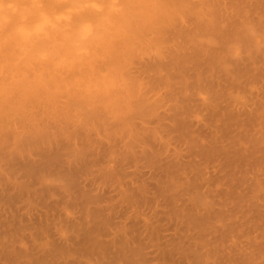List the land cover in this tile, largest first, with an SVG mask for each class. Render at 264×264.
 Listing matches in <instances>:
<instances>
[{"label":"bare ground","instance_id":"obj_1","mask_svg":"<svg viewBox=\"0 0 264 264\" xmlns=\"http://www.w3.org/2000/svg\"><path fill=\"white\" fill-rule=\"evenodd\" d=\"M129 2L133 5H136L137 0H129ZM213 2H214V0H199V3H196V2L193 3L192 0H153V2L150 4V6L135 9V15L130 17L125 22V30H124V34H123L122 38L119 39V41L114 46H112V47L101 46V47L97 48L95 51L91 52L90 55H88L82 59H74L72 57H69L68 59L64 60L62 63L52 64V63L39 62V61L33 59L29 54H25V53H21V52L0 53V160L3 161V163H0V164H2V165L4 164V166L0 165V167L1 166L3 167V168L1 167L3 169V172H2L1 168H0V170L2 172L1 174L5 173V175H3V176L0 174V178L3 179L5 177L4 178L5 182L3 180L4 184L7 183V181H9V180L11 181V183L9 182L8 185H4L3 186L4 188L0 187V190L1 191L3 190L2 191L3 193L5 190H6L5 192L10 190L4 194L0 193V210H4L3 212H5V213H2L3 215L2 214L0 215V227H3V228H1V231H0V264H36L37 262L40 264H181L182 262H183L182 264H196V263L198 264L197 261L195 263H193V261H194V260H192L193 257L192 256H191L192 258L190 257V254H188L189 252L184 253L185 252L184 249H187V247L188 248L190 247L191 249L190 248L189 249L192 250V251L189 250L190 253L194 252V255H195V252L202 251L201 250L202 248H208L207 247L208 241H212V244H209V245L216 246V244L218 245L220 239H221V243H220L221 246H219V247H222V245L224 244V242H222V241L225 240V239H223L225 237L224 233L227 232L228 229H226V231L223 232V230H221V228L223 229L224 225L220 228L216 224H219L218 223L219 221H217V220H219V218L221 221L220 223L223 222L221 219H223L224 217L223 218L221 217V213H223L222 215L225 216L224 214L226 212L227 213L229 212V211H227L228 208H225L226 204L224 202L226 200V196H228V194L226 196L224 194V196H223V193L222 192H221L222 194L220 193L221 194L220 196L224 197L225 200H224V198L221 197V199H220L221 201H215L213 198L214 195H217L219 197V194H214L212 197L213 200L207 201V200H209L208 199L209 197L206 200V197H207L206 195H209L210 192H208L209 194H206V195H204L205 193H202L203 195L202 194L201 195L203 197L206 196L205 199L203 198L204 200L202 201V196L199 195L200 197H198V198L199 199L201 198L200 200L202 202L200 200L198 201V203H197V201L193 202L194 200H193V197L190 195V193H191V191L193 192L192 188H195V190H194V193H195L196 187L198 185H197V183H194V184L192 183L193 185L191 188L189 187L190 188L189 189V188H187V186L190 185L189 182L188 183L184 182V181H189L188 179L191 177L192 178L190 179V181L193 180V178L195 177L194 176L195 173L197 176L198 172H199V174L200 173L201 174L199 175L198 178L196 177L195 180H198L200 177L202 180L203 176H201V175H203V171H204V170L202 171V168L200 170H198V172H197V170L195 173L192 172L194 174L189 173L190 174L189 176L185 174V176H187V177L182 178L181 175H180V177L177 176V174L180 173V172H178V170L180 168H178L177 166L181 167V162H180V165H178L179 162L177 161L178 164L175 163V165L176 164L177 165L174 166V162L172 161V163H171V161H170V164H168V166L170 165L169 168L164 167L165 165L160 166L164 170V171L161 170V172H164V173L166 172L165 175H161L160 172L158 171L156 173H152V174H154L152 176L157 175L158 178H157V176H155V177H156L157 181H159V182L161 180L163 181V177H164L165 181L163 183L166 182L164 184V186H166V184H167V186L173 185L175 188H178L176 186L182 182H184L186 184L182 183L181 185H187V184L188 185L184 186L185 189H182L183 188L182 187L180 192H178L179 189H176L177 191L174 192L175 189L173 186H170V188L173 189L174 191L169 189L167 186H166V188L163 186L164 187L163 189H162V187H160V189H159L160 193L157 192V193H159L158 195L161 196L160 199L156 196L157 194L155 195V197L152 196L154 203L150 204V205H148L150 203V202H148V199L144 200V199L148 198V196H146L144 194V193H146V191H148V190H146L148 184L146 182H144L145 181L144 179H146V176H144L146 172L144 171L145 172L144 175L141 174V172H140L142 178L139 177L140 176L139 174L137 176L136 173L133 172L137 177L141 178V179H139V178L134 179V180H137L136 183L134 182L136 184V186L137 185H143L145 183L144 185H146V186H144L143 188L146 187L144 189L146 191H142V190L140 191L141 188H139V187H141V186H137L136 189H139L138 192L136 189H133L136 192L131 191L132 192L131 193L129 191V193H127V194L125 193V195H124L125 191H122L123 189L122 190L120 189L121 192L123 193L122 194L123 198L121 197L123 203L126 202V201H123V200H125L124 198H131V199L133 198V199H132V202L130 199H127L128 202L124 203V204H127L128 206H126L125 208L123 205H120L123 207H121V211H119V213H118L119 209H117V211L114 209L116 212H114V210H112L110 212L112 205L110 207H109V205L104 207L105 204L104 205L102 204L103 206L100 205L102 202H104L106 200L105 199L106 197H104V196H105V189L107 187L103 190L104 192L102 191L103 194L100 192L101 187L99 190H97V192L99 191L101 194L96 193L95 189L99 185H101V186L104 185V183L102 184L99 182L100 184L98 183L99 184L98 185L97 184L98 179H97V181H96V179L92 180L91 183L96 181V182H94L95 183L94 185L97 184L98 186L96 185V188H95V186L92 184L94 187L91 186L92 188H89V189H87L88 188L87 187L86 188L88 190L87 192L84 188V185L86 186V183L88 184V182L85 181L86 178L84 179L85 183H84V185L82 184L81 188L79 187L81 184L76 185V183H75L76 181H77V183H79V181L76 180V178L80 177L81 174H83L85 168L87 170L86 165L91 166L93 161L95 159L96 160L98 159L99 153L104 152L101 150L102 146L104 145L102 143L104 141L103 139H105V140L107 139V141H108V143H106L107 141L104 142V143H106V145L108 144L107 147H105V145H104V149L106 151L108 150L107 154L116 155V154L112 153V151L116 152L115 149H116V146L119 147L118 145H120V147H119V149L117 148L118 149L117 151H119L121 149V147L123 146V148L121 149L122 154H121V150L119 152H117V153L122 155V156L120 155L121 157L119 156V159H121V160H119L116 157L113 160L112 159H106L107 163L109 161H113L112 163H114V164H115V161L118 159L119 161L117 160L116 164L119 163V165L118 164L117 165H118V167H120V170L122 168L121 166H123V170H125L124 165L130 163L132 160L133 161L131 163L135 165V163H133V162H134V160H140V159H138V157L141 159L145 158V159H143L145 161V163H146V161H148L151 163V165L154 162H156V163L159 162V164H160V158L157 157V155H158V151L161 147L160 148L156 147L155 144H154L155 146L151 145L152 146V148H151L152 152H149V153L146 150H144V148H143L144 144L145 145L150 144V142H151L150 140H152V141L157 140L156 136H154L155 135L154 131L156 130L157 127L161 128V125L162 126L164 125V122H160L162 119H164L162 112L160 113L161 109H159V112H157L159 107H162V106L165 107L166 102H170V103H167L168 106H166V109L169 110V115H165V116L169 118V120H170L169 124L171 122V125L169 127L165 126V127H167V130L165 131L166 136L172 132H175L177 134V137L179 134L178 138H180V136L182 134H183V137H184V135L189 136L188 134L195 132V130L193 129L194 127H192V126L198 125V121H197V124L194 123L196 125H193V121L191 120V116L195 115L194 108H197V107H194V108H192V107L193 106H202V107L204 106L201 109V111H202L203 109H208L206 107H210L212 105V104H210V102H213V105L216 107L218 105V103L216 101H214L216 99V97L214 96V93L216 90L215 87L217 86V84H215L216 82L214 80L216 78H214V77L221 76L220 80L226 79L228 81V79H229V81H232L233 78L240 77L241 75L244 77V74L247 75V73L243 74V72L246 71V68H248L249 69L248 71L251 72L254 69V67L252 69V66H250V65H252L253 63L256 64L258 61H260V64H261V62H263L264 51H261L262 48H260V45H262L261 42L264 41V40H262L263 39L262 34H264V23H262V21H259V22L256 21L258 24L254 23L255 20H251V18H250L251 23H252L251 24L250 21L247 19L249 17H247V14L245 13V12H247L248 9H246L242 6V8L241 7L240 8L238 7V8L246 14V16H243L244 19L246 17V20L243 19V21L240 22V25H237V23H234V22H236V20H234L233 23H232V20H229L231 22V23L229 22L231 24V27H229L227 25L229 29L226 31H223V30L221 31V29H222L221 26H220L221 29L218 28L220 25L219 23H218L219 25L217 24L218 27H216V23H217L216 18H218L217 13H218V11H220V7H219L220 4L219 3L214 4ZM240 2L241 3L248 2V0H241ZM256 8H257V6L255 5L254 10ZM240 10H239V12H240ZM174 11L181 12L183 15L187 11V13L192 14V17L194 16L195 18H197L199 21L196 22L194 30L193 31L192 30H181L182 28L177 30L176 24L175 23L172 24L173 19L170 18V15ZM236 11H238V10H236ZM236 14L238 16V12H236ZM239 15H240V13H239ZM256 16H258V15H256ZM221 18H223V17H221ZM256 18H258V19H256ZM256 18H255L256 20L261 19L260 17H256ZM223 19H221V20L223 21ZM263 19H264V17H263ZM218 21L220 22V20H218ZM259 23H261V24H259ZM255 25H256V27H255L256 29L254 30L253 27ZM190 31H192V32H190ZM168 35H170V39L173 42V47L166 45L167 41L164 39ZM214 37L220 41L221 45H220L219 49L215 48L216 46H214V48L212 47L215 50L211 49L212 50L211 51V50L207 49V46H209V44L206 43L205 40L207 42H210V40H211V42H212ZM203 38H205V39L200 40ZM179 39H182V40L187 39L188 41H191L193 43L192 49H194V50H192V52H187L186 50H183L184 49L183 46H182V49L178 48L176 43ZM211 42H210V44H211ZM213 43H214V41H213ZM206 44H208V45L206 46ZM240 48H241V50H240ZM242 52L244 54L237 56V54L239 55V53L241 54ZM146 56L147 57L149 56V58H152L151 56H153L154 60H146V62L144 64H142L140 66H136V64H138L139 61ZM235 56L238 58H236ZM163 57H164V59L162 60ZM190 67H192L191 72L188 71L190 69ZM243 67H244V69H243ZM257 67H259V66L258 65L256 66V70L258 69ZM261 67L259 68L260 70L263 68V67L262 68ZM242 69L245 71H242ZM260 70H257V71H259L258 74L263 72ZM257 71H255V72H257ZM249 72H248V74H249ZM251 74H254V72L253 73L251 72L249 75H251ZM263 74H264V72H263ZM216 75H218V76H216ZM255 75H257V74H254V76ZM219 81H217L218 85L222 87L223 83L220 81L222 83L221 84V83H219ZM233 82L235 83V81H232V84L231 83L230 84L233 85ZM237 83L235 85H237ZM240 83H242V82H240ZM225 84H226L225 86H227L226 82H225ZM228 84H229V82H228ZM218 88L219 87H217V89ZM219 90H221V89H219ZM195 94L197 96L194 98L193 96H195ZM202 94H204V95H203V97L200 98V96H202ZM205 94H207L209 99L211 97H213L210 99V102H208V103L206 101L207 96H205ZM191 95H193L192 98H191ZM198 95H199V98H198ZM254 100H256V99H254ZM255 103H257V101ZM252 104H254V102ZM245 105H246V103H245ZM255 107H256V105H255ZM191 109L194 112L191 111ZM199 109H200V107H199ZM168 110H166L165 112H167ZM228 110H230V109L228 108ZM136 111H138V112H136ZM190 111L193 113H191ZM236 111H237V109H236ZM258 111H259V109H258ZM211 112H212L211 115L214 113L216 115L215 107ZM233 113L234 112H231L229 115H233ZM151 114L155 116L154 117L155 120H153V121L156 122V125L153 127H152V125L151 126L149 125L150 121L148 122L147 118L144 121V116L147 117L148 115H151ZM237 114H238V111L236 112V115ZM205 115H208V114H205ZM226 115H228V114L226 113L225 116ZM135 117L138 118L139 120L135 121L136 120ZM221 117H222V115H221ZM246 117L247 116H245L244 118H246ZM210 118L211 117L209 115L208 120H209V122L212 123V120ZM214 118H215V116H214ZM227 118H228V116H226V119ZM229 118H231V117L229 116ZM233 118H231V120ZM150 119H151V117L149 118V120ZM152 119H151V121H152ZM62 121H63V124L62 123L60 124V122H62ZM143 121L148 123V125L152 128L148 127L147 125L145 126ZM166 121L168 122V119ZM216 121L217 120H215V122ZM244 121L248 122L249 120H247V121L244 120ZM64 122H65V124H64ZM66 122L67 123L69 122L68 125H70V124L72 125V123H74V124H73V126H71V128H69L70 126L67 127L68 125H66L67 124ZM75 123H76V125H75ZM203 123H205V122H203ZM205 124H203V126ZM208 124H210V123H208ZM238 124H237V127H238ZM246 124L247 123H245V125ZM166 125H168V123ZM226 125L228 126V124H226ZM226 125H224V127ZM76 126L77 127L79 126L78 127L79 130ZM243 126H244V124H243ZM165 127H162V128L165 129ZM196 127H198V126H196ZM205 127H203V128H205ZM216 127L219 129L220 126L218 127V124H217ZM72 128H74L75 130L73 131ZM93 128H96L97 131L99 129L101 130V131L100 130L98 131V134L96 132L97 136L96 135L95 136L97 139L99 138L101 133H103L106 136V138L102 139V137H100L98 140L96 138H95L96 141L94 140L96 142V144H99V146H95L96 149H97V147L98 148L101 147V149L99 148L101 151L100 150L97 151L98 150L97 149L96 151L98 153L96 151H95L96 153L94 152L95 154H98L96 158H95L96 155H92V152H91L92 148L90 149V146L92 145V143H91L92 137L90 138V136H92V134L90 135L89 133L91 132L90 131L91 129L93 130ZM227 128L225 127V129H227ZM238 129L240 130V128H238ZM77 130L80 132H77ZM213 131H214V129H213ZM243 131H245V130H243ZM99 132H101V133H99ZM205 132H206V130H205ZM207 132L205 134H207ZM221 132H222V130H221ZM215 133H217L216 129H215L214 134ZM217 134H216V136H217ZM244 134L245 133H243V135ZM243 135H242V137H243ZM77 136L80 138H78ZM216 136H214V137H216ZM76 137H77V139H76ZM194 137H196V135ZM194 137L193 138L191 137L193 143L196 142L194 140ZM205 137H206V135H205ZM208 137L209 136H207V138ZM188 138H190V136ZM191 138H190V140L188 139L189 142L191 141ZM221 138H223V137H221ZM244 138L248 139V137H246V136H244ZM100 139H102V140H100ZM196 139H198V138H196ZM216 139H217V137H216ZM250 139H251V136H250L249 140ZM59 140L61 142H64L65 145H62V146H65V148H67L66 146H68V144H72L71 146H73V147L76 145V147H75L76 149H71L72 151H70V152H73V156L78 154L80 157L82 156V158L84 155H86L87 158H84L85 162H82L83 164L80 163L79 157H78L79 159L77 158V160H78L77 161L76 160L77 155L74 157H70L69 154H71V156H72V153H69V154L67 153V151L70 147L68 146L69 148L66 150L60 144L58 145L57 143H59ZM76 140L77 141L79 140V141L76 142ZM168 140H170V139H168ZM177 140L179 141V139H177ZM65 141H66V143H65ZM198 141L199 140H197V142ZM237 141L240 142L238 140V138H237ZM73 142L75 143V145H73L74 144ZM79 142H82L81 143L82 145L79 144ZM171 142L173 143L172 140H171ZM218 142H220L219 139H218ZM224 142H226V140ZM242 142H243V140H242ZM76 143H78V145H81V147H78V145ZM151 143L153 144L154 141ZM158 143H160V142H158ZM181 143L182 142H180V144ZM215 143H216V141H215ZM228 143H231V142H228ZM244 143H246V141H244ZM198 144H199V142H198ZM206 144L209 145L208 143H206ZM249 144H248V146H249ZM100 145H102V146H100ZM114 146H115V148H114ZM203 146H205L204 147L205 149L204 148H202V149L210 151V149H208V148L206 149V145H203ZM150 147H148V148L150 149ZM193 147H195V146H193ZM236 147L237 146L234 147V151L236 150V154H237V152L240 153L241 150L243 152L248 151L251 153V154H249L247 152L249 156L251 155L250 158H252L253 155L255 156V154L257 152L255 150L258 148L257 147L255 150H253V152L254 151L255 152L252 155V152L250 151L251 149L248 150L247 146H245L247 149L243 148L244 149L243 150L242 148H240V149H238V151H237V149H235ZM261 147H259V148L261 149ZM56 148H58V150H60L59 152H61V154H62L61 155L62 158L60 160H63V158H64L63 163H65L68 160L67 158L70 157L69 158L70 160H71V158H74L77 162L75 160L74 161L76 163L81 164V165H79V164L75 165V162H74L75 168L70 167L73 164L69 163L70 166H68V164H67L68 161H67V163H66L67 165H65L61 162V165L63 164L65 166L64 168H66L64 170L63 165L61 166L63 171H65V172H63L61 170L60 166H59L60 168H57L58 167V161H60L59 160V156H60L59 154L60 153H58ZM62 148H64V150L66 152ZM198 148H199L198 151H200V147H198ZM209 148H210V146H209ZM111 149H113V150H111ZM202 149H201V151H203L205 153L206 151H204ZM215 149H216V147L214 148V150ZM161 150H163V149H161ZM216 150L219 151V149H216ZM106 151H105V153H106ZM164 151H165V149H164ZM209 151L207 152V155H210L209 156V157H211L210 159L217 160V157H215V155H214L215 153L212 155H214V158H216V159L212 158V156H211V153L215 152V151H213V150L210 152ZM222 151H220V152H222ZM228 151L229 150L227 148V152ZM242 151H241V154L238 153V155H240V156L237 155L238 156V157L236 156L237 158H233L230 161H229V159H230L229 155H227L228 156L227 160L229 161V163H232L229 165L230 167L227 165L230 168V170H228V167L226 166L227 169L224 171V169L226 167H224L225 164H223V163H225L224 162L225 160L223 159L224 160L223 163L221 162L223 164L222 168L224 167V169H222L223 174L226 171H231V172H229L230 174L234 173L235 170L239 171V167H241L242 165L238 166V164H236V166H234L235 170L232 171L231 169L234 168L233 165H235V164H233V162L236 161V159H238V160L240 159L241 162L243 161L242 158H244V160H247L246 154H244ZM262 151H264V150H262ZM62 152L65 153V155ZM195 152H193V153H195ZM203 152H201L200 154H202ZM223 152H225V151H223ZM180 153H181V151H180ZM190 153H192V151ZM190 153L189 154L186 153V156L190 155ZM208 153H210V154H208ZM216 153H217V151H216ZM262 153H264V152H262ZM107 154H105V155H107ZM162 154L164 155V153H162ZM172 154L174 155V153H172ZM219 154L220 153H218L216 155H219ZM234 154L235 153H233V155ZM242 154L245 156H243ZM63 155H64V157H63ZM159 155L161 156V154H159ZM177 155L175 156L176 158H177ZM196 155H198V154L196 153ZM204 155L207 157L206 153ZM222 155H220L221 156L220 161H222V158L224 157V155H223V157H222ZM259 155L262 156L263 154H259ZM86 156H84V157H86ZM92 156L94 157L93 158L94 160L92 158L90 159V157H92ZM184 156H185V154H184ZM202 156L203 155H201V157ZM205 156H204V158H205ZM220 156L218 159H220ZM33 157H34V159H33ZM239 157H241V158H239ZM256 157H259V156H256ZM37 158H39V159H37ZM88 158L91 160V162H90L91 165L88 164L90 161V160H88ZM167 158H168V156H167ZM179 158L180 157H178V159ZM207 158H205V160L208 161L209 159H207ZM35 159H37V160H35ZM65 159H67V160H65ZM172 159H174V158H172ZM96 160H95V162H96V164H98L99 159H98V161H96ZM240 160H239V162H240ZM164 161H162V162H164ZM181 161H182V159H181ZM248 161H249V159H248ZM254 161L252 159L253 167L256 166V165H254ZM136 162H138V161H136ZM162 162H161V164H162ZM167 162H169V161L167 160ZM183 162H185V161H183ZM189 162H190V159H189ZM215 162L216 161H214V163ZM250 162L251 161H249V164H250ZM112 163H111V166L113 169H115L114 167L115 166L117 167V165H113ZM246 163H247L246 164L247 167H246V165H245V167L249 168L248 167L249 164L247 161H246ZM257 163H258V161L255 164H257ZM171 165H173V166L171 167ZM195 165H197V164H195ZM207 165L208 164H206L205 167H207ZM231 165H232V168H231ZM257 165L259 166L260 164H257ZM96 166H99V165H96ZM100 166H99V168H100ZM106 166L108 168L110 167V169H112L110 164L106 165ZM166 166H167V163H166ZM258 166H256V169ZM68 167H70L71 172H73L72 174H70V170H69V172H67ZM150 167H152V166H150ZM187 167H188V164H187ZM4 168L6 169V171H4ZM73 168H74V170H73ZM242 168H243V166H242ZM252 168H251V170H252ZM55 169L61 170L60 172L62 174L68 173L72 177H74V179L69 182L72 185V187H73V185H76L78 189L79 188L82 189V187L84 188V192L83 191L81 192V190L79 189L80 193H81L80 196L82 199L79 198L76 200H80V202H83V204L84 203L86 204V206L84 204V209L86 207L87 212H88V210L91 211V209H93L92 210L93 212L92 211H91L92 213L89 212V216H88L87 214H82L83 212L81 210H79L80 213L78 211H75L78 214H76V213L74 214V212L70 211V210L69 211L73 214L65 211L68 215H70V217H73L76 219V220H74L73 218L70 219V217L66 214L67 216H66V219H64V220L66 221L68 218L70 219V220L68 219L71 223V224H69V225H71L69 227L75 228L74 226L76 224H81V226L77 225V227L71 231L72 234L70 232H69L70 234H68V232L66 233V231H69L67 229L69 227H67L66 224H65V226H66L67 230L65 229L64 233L62 231L64 228L62 229V227H61L62 230H58L60 228L58 227V229H57V227H55L56 229H54L55 230L54 232L56 234L53 233V231H52V233H50V235L51 234L54 236L57 235L56 237L50 236V237L54 238V240L51 238V241L53 240V244L51 247L49 245L50 243H48L50 241V238H48V236L46 235V234H48V232L47 233H46V231L42 232L45 230L44 228H43L44 230L43 229L41 230V228H42L41 222L44 221L41 219L44 218L43 217V215H44L45 216L44 219L46 220V216H47L46 211L45 212L44 211L39 212V211L34 210L35 212H39V214L44 213L43 215L42 214L39 215L38 213L33 212V213H35V215H37V214L39 215V216H36L35 218H39L42 215V218L40 217L38 220L35 219L34 216H31L32 218L28 217V218L24 219L22 216H20L21 214L19 216L17 215L18 216L17 221L19 219L23 218L22 223H24V224H21L20 226H18V224L21 223V220L18 221L19 223L16 225L17 222H15L14 219H16L17 217L14 216V213H16V212H14L13 210L16 209L15 211H17L16 207H17V205H20V204L16 205V203L20 202L26 198L28 199V196L34 197V195L36 194V197H39V199L41 201L42 200L44 201V199H41L42 196L44 198L45 196L52 195L54 193V192H51L52 189L54 188L53 191H55V189L57 187L52 185V184H49L52 181L49 182L47 180L48 181L47 182L46 179H48L47 177H49L51 175H55V174L58 175L59 170H57L55 173ZM165 169L166 170L168 169V171H165ZM197 169H199V167ZM204 169L206 171V168H204ZM212 169H214V166ZM106 170L107 169H105L104 171L106 172ZM151 170L152 169H150V172H151ZM251 170L249 169V171H251ZM253 170H254V168H253ZM263 170H264V168H263ZM88 171H90V170H88ZM111 171H113V170H111ZM136 171H137V169H136ZM238 171L234 174H239L240 172L238 173ZM245 171H247L246 173L249 172L248 170H245ZM245 171L241 170V173H242L241 177L238 178L240 176V174L237 175L238 177H236L237 180H234L235 182L232 181L233 177H232V179H230L231 176L227 172L228 173L227 175L230 176V178H229L230 182H232V184H230V183H228L229 182L228 181L227 185L233 186V184H234V186H235V185H238L239 182L240 183L243 182V172L245 173ZM18 172L20 173V175ZM153 172H155V170ZM181 172H185V171L182 170ZM188 172H189V170H188ZM220 172H221V168H220ZM17 174H18L17 177H21L19 179L20 182L16 178ZM93 174H95V173H93ZM121 174H122V172H121ZM130 174L124 175V176H127V180H129L128 178H130L129 177ZM9 175L13 179L10 178ZM102 175H104V174L102 173ZM142 175L145 178H143ZM216 175H217V173H216ZM6 176L9 177L10 179H6L7 178ZM71 176H69V177H71ZM98 176L99 175H97L96 177H98ZM150 176H151V173H150ZM152 176H151V178H153ZM165 176L167 177V180H166ZM221 176H222V174L218 175L220 180H221ZM93 177L95 178V175ZM103 177H105V176H103ZM147 177H148V175H147ZM224 177L222 176V179ZM53 178H54V176H53ZM98 178L100 180V177H98ZM108 178H109V176H108ZM111 178L112 177H110V179ZM148 178H150V177H148ZM215 178H216V176H215ZM234 178H235V175H234ZM1 179H0V181H1ZM14 179H15V181L17 180L16 182H18L17 185H15L16 187L13 185V184H16ZM115 179H117L120 182V180L118 178H115ZM115 179H113L114 182H115ZM238 179H240L241 181L239 180V182L236 183V181H238ZM244 179H245V177H244ZM101 180H103V179H101ZM121 180H123V179H121ZM138 180H141V181L143 180L144 183L142 184V182L139 181L141 183L137 184ZM247 180H249V179H247ZM82 181L83 180H81L80 182H82ZM123 181H125V180H123ZM130 181L133 184L131 179H130ZM162 181H161V183H162ZM167 181L170 182L169 185H168ZM216 181H219V180L217 179ZM12 182H14V183H12ZM55 182L53 181L52 183L55 184ZM106 182H105V185H107ZM197 182L201 183V185H202L206 181L203 183H202V181L201 182L197 181ZM249 182H251V180H249L248 183ZM91 183H89V185ZM161 183H159V185ZM177 183H179V184H177ZM9 184H10V186L11 185H13V186L10 187ZM120 184L121 185H118L119 188H120V186H122V183H120ZM218 184H219V182H218ZM55 185H57V184H55ZM112 185H114L113 182H112ZM181 185H179V186H181ZM201 185H199L198 187H200ZM220 185H221V182H220ZM5 186H7V187H5ZM8 186L10 187V189H8ZM36 186L39 187V189ZM70 186L68 185V187H70ZM76 186H74V189L76 188ZM111 186H109V187H111ZM118 186H116V187L119 190ZM203 186H204V184H203ZM12 187L13 188L15 187V189H13V191H11ZM125 187H126L125 190H132L131 188L127 189V187H129V186L125 185ZM131 187H133V186L131 185ZM222 187H224V186H222ZM233 187H231V189ZM237 187L235 186L236 189L235 188L234 189L237 190ZM242 187H243V185H242ZM242 187L240 186V188H242ZM102 188H103V186H102ZM226 188H228V187L226 186ZM64 189H65V187H64ZM72 189L69 191L73 192ZM207 189H208V187H207ZM207 189H206V192H207ZM67 190H68V188H67ZM111 190H113V189H111ZM166 190L169 192L171 190V192L170 193H168V192L164 193ZM39 191H40V193H39ZM44 191H47V193H45ZM92 191L95 192L96 194L95 193L92 194L93 193ZM107 191H109V190H107ZM232 191H233V189H232ZM49 192H51V194ZM57 192H58V189H57ZM197 192H198V189H197ZM200 192H199V194H200ZM59 193H60V191H59ZM63 193H65V192H63ZM73 193H72V195H73ZM246 193H247V191H246ZM37 194H38V196H37ZM39 194H40V196H39ZM75 194H78V193H75ZM231 194H233V192H231ZM118 195H120V192H118ZM118 195H117V197H118ZM183 195L187 196L186 199H188V201H189L190 197H192V199H191L192 202H191V200H190L191 203L188 202L187 200H185L183 198ZM55 196H56V194H55ZM63 196H64V194H63ZM238 196H239V193H238ZM109 198L111 199V197H109ZM115 198H116V195H115ZM135 198H137V199H135ZM155 198H157V199H155ZM232 198H234V196ZM69 199H70V197H69ZM222 199L224 201H222ZM236 199H237V197H236ZM238 199H240V197ZM36 200H38V198ZM51 200H53V199H51ZM149 200L151 201V199H149ZM179 200H180V202L177 203V201H179ZM195 200H196V198H195ZM186 201H187V204H186ZM147 202H148V204H147ZM226 202L228 203V201H226ZM46 203H47V200H46ZM51 203H52V201H51ZM118 203H121V202L118 201ZM143 203H146L147 205L145 206V204L143 205ZM239 203H240V201H239ZM45 204L43 203V205H45ZM61 204H62V202L60 203V205ZM13 205L16 207L14 208ZM25 205H26V203H25ZM216 205L217 206L224 205L222 207H224L225 210L227 209L226 212L224 210H222L224 208H220L221 209L220 210L219 207H215ZM235 205H239V204L236 203ZM240 205H241V203H240ZM11 206H12V208H14L12 210L14 217L11 215H9V216L5 215L7 210L8 211L10 210L9 212H11V209H12V208H10ZM54 206H56V204ZM58 206H59V204H58ZM76 206H77V204H76ZM82 206L83 205L80 204L81 208L79 206L78 207L80 209L84 210L82 208ZM142 206H145V207H142ZM33 207H34V205H33ZM39 207H37V209ZM147 207H149V210H151V214H152V217H154V220H150V217H147L148 216V214L146 215V213L148 212L146 210ZM166 207H168V208H166ZM21 208H24V204ZM51 208H52V205H51ZM67 208H68V206H67ZM113 208H114V206H113ZM158 208H161V209L163 208V210L161 211V209H158ZM238 208H239V206H238ZM63 209H65V208H63ZM71 209H73V208H71ZM86 209H85V211H86ZM235 209L236 208H234L233 210H235ZM20 210H23V209H20ZM44 210H45V208H44ZM46 210H47V208H46ZM61 210H62V208H61ZM65 210H67V209H65ZM30 211L27 210V213H29ZM41 211H42V209H41ZM177 211H179V213H177ZM181 211L182 212L184 211L183 215H179V214H181L180 213ZM24 212H26V211H24ZM87 212H84V213H87ZM169 212L173 215L175 214V216L178 217L179 219H180V217L181 218L184 217V218H182L184 222L181 221V222H177V223L178 224L180 223V226H184V224H185V228L187 227V229L186 230H185V228L182 229L183 228L182 227V228H180L181 230L179 229V232L180 231L183 232V230L186 233H188V232L190 233V231H193V232L195 231L194 238H196V241H198L197 239L199 236L202 237V238L200 237L201 239L199 238L200 242L198 241V243H201V240L204 239L202 241L200 247L194 245L195 242H194V244L192 242L190 244V245L193 244L194 246H196L195 249H197L199 247L200 251H199V248L197 251L196 250L193 251L194 247H192V246L186 245V247L185 246L183 247L184 241L187 240V242H188V239H181L182 241L180 240V238H182L183 236H181V237H179L180 235L177 236L179 234V232L177 233L178 229L175 227L176 226L175 223H174V227H175L174 231H172L171 233H168V234L162 233L163 234L162 237L164 238V240H163L164 245L161 246L162 242L161 243L159 242L160 246H161V250H159L160 249L159 244L155 243L159 247V249H158V247L156 248L155 245H152L153 243H151V240L148 239V237H151V235L147 236L148 232L149 231H155V230L159 231L160 229H157V228H160V227L164 231L169 230L170 229L169 225H171L169 223V220H168V218L169 219L171 218V217H169L170 216ZM238 212H234V214L236 215V213H237V215H239ZM27 213H26V215H27ZM113 213H115V214L118 213V214L113 215ZM241 213H242V210H241ZM260 213H261V211H260ZM167 214H168V217H167ZM228 214H230V213H228ZM231 214L229 216H231ZM61 215H63V214H61ZM75 215H77L76 216L77 218L75 217ZM83 215H84L85 220L81 219ZM144 215H146V218H147L146 221H145L146 218ZM28 216H30V214H28ZM49 216H50V218L52 217L51 215H49ZM49 216H47V220H49V222H51L50 219H48ZM53 216H54V214H53ZM175 216L172 219L173 220L175 219V222H176V219H178V218H176ZM229 216L228 215L225 216L226 217L225 220H229L228 219ZM56 217H57V215H56ZM117 218H118V220H116ZM23 220H25V222ZM64 220H61V221L64 222ZM173 220H171V221H173ZM55 221H57V219ZM81 221H84V222H81ZM139 221H140V224L142 221V224L140 226H142L143 229L140 230L141 228L139 229V227L135 226V228H137L139 230V233H138L139 236H138V235L133 234V233L138 232V231H136L137 229L134 228V225L136 222L139 224ZM216 221H217V223H216ZM26 222L28 224H32V225H30L31 229L33 228V227H31V226H33V224L38 223L37 227L40 228L42 233H44V234L46 233L44 235V237L40 236V234H42V233L37 235L39 233V231H38L39 228H37L38 230L33 229L32 231L31 230L28 231L27 227H29V225ZM44 222H43V224H46ZM214 222H215V224H214ZM137 223H136V225H137ZM181 223H183V224H181ZM233 223L235 225L236 222L233 221ZM111 224H114V225L111 226ZM118 224H120V225L118 226ZM222 224H224V223H222ZM226 224H227V221H226ZM46 225H45V227H46ZM162 225H163V228H162ZM219 225L221 226V224H219ZM230 225H231V222H230ZM236 225H237V223H236ZM52 226H53V224H52ZM58 226H60V225H58ZM180 226H178V228ZM43 227H44V225H43ZM174 227H172V228H174ZM227 227L228 226H226V228ZM25 229L28 231L27 233H25ZM152 229H154V230H152ZM230 229H232V227H230ZM51 230H52V228H51ZM57 230L61 231V233L58 232ZM134 230H135V232H134ZM203 230H204V232H203ZM218 230H221L223 233H221V231L219 232ZM19 231H20V233H18ZM47 231H49V230H47ZM216 231H218V234ZM233 231L230 232V239L233 238V236L231 235V233L234 234ZM214 232H216V233H214ZM140 233L142 235H140ZM151 233L152 232H150L149 234H151ZM157 233L158 232H156V234ZM209 233H210V235H211V233H214L213 236L219 237L220 239L215 238V237L214 238L219 239V241L214 242L213 236L211 237V240L209 238L207 241L206 238H204V236L206 235V237L207 236L209 237ZM219 233H221L222 235L224 234L223 238L221 235H219ZM19 234H20L19 237L18 236L15 237V235H19ZM180 234H181V232H180ZM196 234H198V237ZM216 234L219 236H216ZM35 235L40 236V237L35 238ZM135 235H136V237L139 238L140 241L142 240V238H143V241H144V239H146V241L147 240H150V241H148V242L144 241L145 244H140L143 242H139V240H138L136 243L135 239H137V238L135 237ZM182 235L186 236L185 233ZM228 235L229 234H227V236ZM42 236H43V234H42ZM176 236H177V238H175ZM191 236L192 235H189L188 237H191ZM186 237H184V238H186ZM47 238L49 240H47ZM173 238H175V239H173ZM178 238H179V240H178ZM35 239H37L38 241L35 242ZM176 239L178 240V242L176 241L175 242L176 244L172 245L173 247L171 246L170 248H167L172 243H174L173 241ZM40 240L42 241V243ZM205 240H206V243H205ZM227 240H229V239H226L225 241H227ZM262 240H263L262 241V244H263L264 239H262ZM193 241H195V239ZM234 241H235V239H234ZM149 242L151 244H149ZM180 243L182 244V246ZM188 243H190V242H188ZM239 243H241V242H239ZM245 243H246V245H248L247 242H245ZM249 243H252V242H249ZM44 244H45V248H51V249H48L50 251H48L44 248V246H43ZM225 244H227V245L229 244V246H228V250H229L230 243L227 241V243L225 242ZM225 244L223 246H225ZM234 244L235 245H233V246L236 247L237 246L236 243H234ZM253 244H254V242L250 246L252 248V252H253ZM46 245H47V247H46ZM150 245L152 247L154 246L153 249L158 250V253L156 250L154 251L152 249L153 250L152 251L151 249L148 250L149 248L146 249ZM166 245H168V246H166ZM203 245H205L206 247L205 246L203 247ZM163 246L164 247L166 246L165 248L167 250H165V248L162 250ZM213 246H211V247L213 248ZM257 246H258V244H257ZM263 246H264V244H263ZM242 247H244V249H245V246H242ZM255 247H256V245H254V248ZM260 247H262V246H260ZM260 247H259V249H260ZM236 248H233V249H236ZM238 248L241 249V246ZM238 248H237V250L239 251ZM251 248H249V249H251ZM44 249L46 250V252ZM209 250H211V249H209ZM209 250L206 249V251H209ZM237 250H234L233 252L236 253ZM245 250L249 251L248 249H245ZM159 251H161V252H159ZM204 251H205V249H204ZM204 251L202 253L197 252V255H195V256L193 255V253H192V255L196 258L199 257V258L203 259L202 256H203ZM206 251H205V253L207 255L208 252H206ZM82 252H84L83 258H85L86 253L89 256L88 257L86 255L87 260H86V258L84 259V261H83V259H81ZM111 252L114 254L112 255ZM155 252H156V254H154ZM175 252L178 254L177 256H175ZM209 252H213L212 254H214V251H209ZM109 253L111 254L110 257H108V258H110V260L107 258ZM152 253H153V255H151ZM218 253L220 254L221 252H218ZM223 253H224V251H223ZM223 253L221 255H223ZM228 253H230V252H228ZM243 253H241V254L244 255ZM248 253H250V251ZM75 254H77L78 257H79V255H81V256L79 258H77V255H75ZM238 254H239V252H238ZM241 254H239V257L241 256ZM188 256H189V258H191L190 259V260H192L191 262H189L190 260L188 261V259H189ZM208 256H210V253ZM104 257H106L105 261H104V259H102ZM211 257H212L211 259H213L215 257V255H214V257L213 256H211ZM241 257L243 258V256H241ZM249 257H250V255H249ZM249 257L247 256V258H249ZM196 258H195V260H196ZM234 258H235V256H234ZM107 259H108V261H107ZM201 259H200V261H202ZM206 259L208 260V258H206ZM219 259H220V257H219ZM226 259H228V257H226ZM235 259L240 260L237 257ZM244 259H245V257H244ZM222 260H224L223 257H222ZM218 261L219 260H217V262ZM203 262H205L207 264V261L204 260ZM203 262H199V264H201ZM213 262H215V261H212V264H213ZM224 262L226 263L227 260ZM261 262H263V261H261ZM208 264H211V263H208ZM214 264H216V262ZM221 264H223V263H221ZM230 264H232V263H230ZM259 264H260V262H259Z\"/></svg>","mask_w":264,"mask_h":264},{"label":"rangeland","instance_id":"obj_2","mask_svg":"<svg viewBox=\"0 0 264 264\" xmlns=\"http://www.w3.org/2000/svg\"><path fill=\"white\" fill-rule=\"evenodd\" d=\"M241 0H214V4H217V3H219L220 5H219V7H220V11H218V18H216L217 20V23H216V27H218L217 26V24L219 25V29H221V31L223 30V31H226V30H228L229 28H228V26L229 27H231V22L229 21V20H232V23L234 22V20H236V22H234V23H237V25H240V22L241 21H243V16H246V14H247V17H249V18H247L249 21H250V23H251V20H255L254 21V23H257L256 21H262V23H264V19H263V17H264V1L263 0H248V2H243V3H241L240 2ZM192 2L193 3H199V0H192ZM255 5L257 6V8L254 10V7H255ZM242 6L244 7V8H246V9H248L247 10V12H242L239 8L241 7L242 8ZM239 7V8H238ZM236 10H238V11H236ZM239 10H240V12H239ZM254 10V11H253ZM236 12H238V16H237V14H236ZM222 15H221V14ZM239 13H240V15H239ZM249 15V16H248ZM256 15H258V16H256ZM254 16V17H253ZM260 17L261 19H259V20H256V19H258V18H256V17ZM217 17V16H216ZM221 17H225L224 19L223 18H221ZM227 17V18H226ZM170 18L171 19H173V21H172V24H176V26H177V30H179L180 28H182L181 30H194V27H195V24H196V22H198L199 20L197 19V18H195L194 16L192 17V14H190V13H187V11H186V13L183 15L181 12H178V11H174L171 15H170ZM223 19V21L221 20V19ZM250 18H251V20H250ZM254 18V19H253ZM256 18V19H255ZM218 20H220V22L218 21ZM244 20H246V17H245V19ZM230 22V23H229ZM229 23V24H228ZM252 24V23H251ZM258 24V23H257ZM259 24H261V23H259ZM228 25V26H227ZM175 26V27H176ZM220 26H221V28H220ZM227 26V27H226ZM253 26V25H252ZM225 27V28H224ZM256 25L253 27V29L255 30L256 28ZM225 30H224V29ZM192 31H190V32H192ZM263 36H262V40H264V34H262ZM205 38H203V39H200V40H204ZM164 40H166L167 41V43H166V45H168V46H171V47H173V42L171 41V39H170V35H168ZM213 41H214V43H213ZM205 42L206 43H208L209 44V46H207L208 44H206V46H207V49H209V50H215V49H213L214 48V46H216L215 48H217V49H219L220 48V45H221V43H220V41L219 40H217V38H215L214 37V39L212 40V42H211V40H210V42H211V44H210V42H207L206 40H205ZM217 45H216V44ZM177 46H178V48H181L182 49V46L184 47V49L183 50H186L187 52H192V50H194V49H192L193 48V43L191 42V41H188L187 39H184V40H182V39H179L178 41H177ZM261 44L262 45H260V48H262L261 49V51H264V41L263 42H261ZM213 47V48H212ZM168 48V47H167ZM211 50V51H212ZM240 50H241V48H240ZM242 54H244L243 52L240 54L239 53V55L237 54V56H240V55H242ZM152 58H149V56L147 57H144V58H142L140 61H139V63L138 64H136V66H140V65H142V64H144L145 62H146V60H154V58H153V56H151ZM234 57V56H233ZM232 57V58H233ZM236 57V56H235ZM236 58H238V57H236ZM164 59V57L162 58V60ZM166 59V58H165ZM263 63V64H262ZM259 66V67H257L258 69L257 70H260L259 68L261 67L262 69L260 70V71H263L264 72V60H263V62H261V64H260V61H258L256 64L255 63H253L252 65H250V66H252V69H253V67H254V69L251 71L252 73L254 72V74H257V75H255L254 76V74H251V75H249L251 72H249L248 70V68H246V71L245 70H243L244 69V67H243V69H242V71H245V72H243V74L244 73H247V75L246 74H244V77L241 75L240 77H237V78H233L232 79V81H235V83L233 82V85H231L232 84V81H229V79H228V81L226 80V79H223V80H220L221 78V76H219V77H214V78H216V79H214L215 80V84H217V86L215 87L216 88V90H215V93H214V96L216 97V99L214 100V101H216L217 103H218V105H217V107L216 106H214L213 105V102H210V99L211 98H213V97H211L210 99H209V97L207 96V94H205V96H207V103L208 102H210V104H212L211 106L213 107H206V108H208V109H203L202 111H201V109L204 107H202V106H193L192 108H194V107H197L198 109H199V107H200V109L198 110L197 108H194V111L191 109V111H193L194 113H195V115L193 116H191V120L193 121V125H196L197 124V121H198V125H196V126H198V127H196V126H192V127H194L193 129L195 130V132H192L191 134H188L189 136H190V138L192 137H194L195 135H196V137H194V140L196 141L195 143H193L192 142V138H191V141L189 142V140H190V138H188L189 136H186V135H184V137H183V134L180 136V138H178L179 137V134H178V137H177V134L175 133V132H172V133H170V134H168L167 136L165 135L166 134V130H167V127H165V126H170L171 125V122H170V124H169V118L168 117H166L165 115H169V110L168 109H166V106H168V104L167 103H170V102H166V104H165V107L164 106H162V107H159L158 108V110H157V112H159V109H161V111H160V113L162 112V115H163V117H164V119H162L160 122H164V125L162 126L161 125V128L160 127H157L156 128V130L154 131V136H156V139L157 140H153L154 141V143L152 144L151 142H153L152 140H150L151 142H150V144H144V150H146L148 153L149 152H152L151 150V148H152V146L155 144L156 145V147H161L160 149H159V151H158V155H157V157H159L160 158V164H159V162H154V163H152V165H151V163L150 162H148V161H146V163H145V161L143 160V159H145V158H139L138 157V159H140V160H134V162L133 163H135V165L134 164H132L131 162L133 161H131L130 163H128V164H126V165H124V169L125 170H123V166H121L122 168H121V170H120V167H118V165H119V163H117L116 164V161L119 159V156L122 154V148H123V146L121 147V154H119V153H117V152H119V151H117L118 149H119V147H120V145H118L119 147H117L116 146V152H113L112 151V153H114V154H116V155H111V154H107V152H108V150L106 151L105 149H104V145H105V147H107L108 146V144L106 145V143H108V141H107V139L105 140V139H103V138H106V136L103 134V133H101V132H99V133H101V135L99 136V138L100 137H102V139L104 140L102 143L104 144L103 146L102 145H100V146H102V149H101V147H99L102 151H104L103 153L101 152V153H99V157H98V159H99V162H98V164H96V162H95V160L93 159L94 157L92 156V157H90V159L92 158L94 161H93V163H92V165H91V160L88 158V160H90L89 161V163L88 164H90L91 166H88V165H86V167H87V170H86V168H85V170H84V172H83V174H81V176L80 177H77L76 178V180H78L79 181V183H77V181L75 182L76 183V185L77 184H81L79 187L81 188V186H82V184L84 185V179L86 178V182H88V184L86 183V186L84 185V188H85V190H86V192L88 191L87 189H89V188H92L91 186H93L95 183L94 182H96L97 181V179H98V181H97V184L100 182V183H104V185H102L103 186V188H102V186L101 185H97L98 187L96 188V185H94L95 186V191H96V193H99V194H101L102 193V191L106 188L107 190H109V191H107L106 189H105V196L104 197H106L105 199L107 200H105L104 202H102L100 205H104V207H106L107 205H109V207L112 205V207H111V210H110V212L112 211V210H116L117 211V209H119L118 210V213H119V211H121V207H123L124 206V208L126 207V206H128L127 204H124V203H127L128 202V200L127 199H130L131 200V202H132V199L131 198H124L125 200H123V201H126V202H122V199H121V197L123 198V193L121 192V190L122 191H125L124 192V195H125V193L127 194V193H129V191L131 192V191H135V190H133V189H136V187L137 186H141V187H139V188H141L140 189V191L142 190V191H146V190H148V191H146V193H144L146 196H148V198H146V199H144V200H147L148 199V202H150L149 204H148V202H147V204L148 205H150V204H153L154 203V201H153V198H152V196L153 197H155V195L160 199V197L161 196H159L158 194L160 193V187H162V189L165 187L166 188V186H167V184H166V186H164V184L166 183H163L164 181H165V179H164V177H163V181H162V183H161V181L159 182V181H157V179H156V177L155 176H157V175H155V176H152V175H154V174H152V173H156V172H160V174L161 175H165V173L164 172H161V170H163L160 166H162V165H165L164 167H166V168H169L170 167V165L168 166V164H170V161H171V163H172V161L174 162V166H176L177 164H178V162H179V164L178 165H180V162H181V167L180 166H177L178 168H180L179 170H178V172H180V173H178L177 174V176H179L180 177V175H181V177L183 178H186L187 176H185V174L186 175H190V174H194L195 172H196V170H197V172H198V170H200L201 168H202V171H203V175H201V176H203L202 177V180H201V177L198 179V180H195L196 179V177L198 178L199 177V175L201 174H199V172H198V174H197V176H196V173H195V177L193 178V180H191L190 181V179L192 178L191 176V178H189L188 180L189 181H184V182H186V183H188L189 182V186H187V185H181L182 183L183 184H186V183H184V182H182V183H177V184H179V185H181V186H179V185H177L176 187H178V188H175L173 185H170V186H173L174 187V189H175V191L173 190V189H171L170 188V186H167L169 189H171V190H173L174 192H176L177 190L176 189H179L178 190V192H180V190H181V188L182 189H185L184 188V186H187V188H191L192 187V185L194 184V183H197V185L199 186V185H201V183H198L197 181H199V182H201L202 181V183L203 182H205V183H203L204 184V186H203V184L200 186V187H196V191H195V193H194V190H195V188H192L193 189V192L191 191V193H190V195L193 197V202H195V201H197V203H198V201L201 199H199L198 197H200V196H202L203 194L202 193H205L204 195H206V194H209L208 192H210V194L209 195H206V196H202V201L205 199V197H206V200H207V198L209 199V200H207V201H210V200H213V198H214V200L215 201H221L220 199H221V197L222 196H220L222 193H223V196H224V194H225V196L228 194V196H226V200H225V198L224 197H222V198H224V200L222 199V201H224L225 202V208H228V210L227 211H229L228 213H232L231 214V216H229L230 214H228L227 212H226V210H225V208L224 207H222V206H224V205H222V206H215V207H219V209L220 208H224V209H222V210H224L226 213L224 214L225 216H229L228 217V219L229 220H225L226 219V217L225 216H223L222 214L223 213H221V217L225 220H223V219H221L223 222L222 223H224V224H222V223H220L221 221H220V218H219V220H217V221H219L218 223L219 224H221V226L219 225V224H216V225H218L220 228L223 226L224 228L222 229L221 228V230H223V232H225L226 231V229H228V231L227 232H225L224 234H225V237L223 238V235L221 234V233H223L221 230H218L219 232L221 231V233H219V235H221L222 236V238L223 239H229V240H227L229 243H230V247H229V250H228V246H229V244L227 245V244H225V242L227 243V241H222V242H224V244H225V246H223L222 245V247H219V246H221L220 245V243H221V239L219 238V237H215V236H213L214 235V233H216L217 232V234H218V231H216V232H214V233H211V235H210V233H209V237L207 236L206 237V235L204 236V238H206V240L208 241V239L210 238V240H211V237L213 236V240H214V242L215 241H219V239H220V241H219V243H218V245L216 244V246H213V245H209V244H212V241H208L207 242V244H208V248H202L201 250L202 251H200V245H201V243H202V241L204 240V239H202L201 240V243H198V241L200 242V240H199V238L201 237V236H199L198 237V234H196L197 235V237H198V241H196V238H194V234H195V231L193 232V231H190V233L188 234V233H186L184 230H183V232L185 233V235L187 236H184V235H182V234H184L182 231H180L181 232V234H180V232H179V229L180 228H182V229H184L185 228V224H184V226H180V223L178 224L177 222H181V221H183V219L182 218H184V217H180L179 215H183V213H184V211L182 212H180L181 214H179L178 216L180 217V219L178 218V217H176L175 216V214L173 215V214H171L170 212H169V214H170V216L169 217H171L170 219L168 218V220H169V223L171 224V225H169L170 226V231L169 230H163V229H161V227L160 228H157V229H160L159 231H157V230H155L156 232H158L157 234H156V232L155 231H149L148 232V234H147V236L149 235H151V237H148V239H150L151 240V243H153L152 245H155L156 246V248L158 247L156 244H159V246H160V243H161V246L162 245H164L163 243V240H164V238L162 237V235L163 234H168V233H171L172 231H174V229H175V227L178 229V231H177V233L179 232V234L177 235V236H179V237H181V236H183L182 238H180V240L181 239H188V242H190V243H188L187 242V240H183L184 241V244H183V247L185 246L186 247V245L187 246H192V247H194L193 248V251H197L198 250V248H199V251L202 253L203 251H204V249H205V251H206V249H211V250H209V251H214V254H212L213 252H209V251H206V252H208V254L206 255V253H205V251H204V253H203V259H201V258H196V257H194L195 255H197V252H195V255H194V252H192L193 253V255H192V253H190V251H192V250H190L188 247H187V249H184V253H188V254H190V257L192 256L193 257V259L192 260H194L193 261V263H195L196 261L198 262V264H199V262H203L204 260L205 261H207V264L208 263H211L212 264V261H215L216 262V264H221V263H223V264H226L227 262V264H230V263H232V264H259V262H260V264H264V246H263V244H264V242H263V244H262V239H264V170H263V168H264V153H262V152H264V151H262V150H264V74H263V72L262 73H259L258 74V72L259 71H257L256 70V66ZM251 68V67H250ZM188 71H192V67H190V69L188 70ZM255 71H257V72H255ZM248 72H249V74H248ZM261 74V75H260ZM263 74V75H262ZM249 75V76H248ZM254 77H253V76ZM216 76H218V75H216ZM248 76V77H247ZM251 76V77H250ZM219 78V79H218ZM224 78V77H223ZM231 79V78H230ZM221 81L222 83H223V85H222V87L221 86H219L218 85V82L217 81ZM219 81V83H221ZM227 83V86H225L226 84H225V82ZM228 82H229V84L231 85H229L228 84ZM238 82V83H237ZM240 82H242V83H240ZM221 83V84H222ZM237 83V85H235ZM240 83V84H239ZM220 84V85H221ZM225 88H224V87ZM217 87H219L218 89H217ZM230 87V88H229ZM223 88V89H222ZM219 89H221V90H219ZM258 92V93H257ZM258 95H257V94ZM203 95L204 94H202V96H200V98L201 97H203ZM224 95V96H223ZM192 96L193 95H191V98H192ZM197 95L195 94V96H193L194 98L196 97ZM198 98H199V95H198ZM254 99H256V100H254ZM259 100V101H258ZM227 101V102H226ZM254 102V104H252L253 102ZM257 101V103H255ZM227 103V104H226ZM230 103V104H229ZM245 103H246V105H245ZM209 104V105H210ZM243 104V105H242ZM228 105V106H227ZM255 105H256V107H255ZM214 107H215V110H216V115H215V113L214 114H212L211 115V111L214 109ZM231 110H228V108ZM262 107V108H261ZM248 108V109H247ZM254 110H253V109ZM256 108V109H255ZM163 109V110H162ZM196 109V110H195ZM236 109H237V111H238V114L236 115ZM258 109H259V111H258ZM166 110H168L167 112H165ZM205 110V111H204ZM234 110V111H233ZM250 110V111H249ZM190 111V112H191ZM227 111V112H226ZM240 111V112H239ZM252 111V112H251ZM257 111V112H256ZM136 112H138V111H136ZM165 112V113H164ZM189 112V113H190ZM193 112H191V113H193ZM201 112V113H200ZM203 112V113H202ZM207 112V113H206ZM224 112V113H223ZM231 112H234L233 113V115H229ZM259 112V113H258ZM164 113V114H163ZM167 113V114H166ZM208 114V115H205V114ZM228 114V115H226V116H228V118L226 119V116H225V114ZM247 113V114H246ZM253 113V114H252ZM256 113V114H255ZM241 114V115H240ZM209 115H210V119L212 120V123L211 122H209V120H208V117H209ZM221 115H222V117H221ZM251 115V116H250ZM253 115V116H252ZM256 115V116H255ZM142 116V115H141ZM214 116H215V118H214ZM225 116V117H224ZM229 116L231 117V118H233L232 120H231V118H229ZM245 116H247L246 118H244ZM255 116V117H254ZM151 117V119H152V121H151V119L149 120V118ZM154 115H148L147 117L146 116H144V121H145V119L147 118V120H148V122L150 121V123H149V125L151 126L152 125V127L153 126H155L156 125V122H154L153 120H155L154 119ZM166 117V118H165ZM204 117V118H203ZM217 117V118H216ZM241 117V118H240ZM202 118V119H201ZM136 119V120H135ZM135 121H137V120H139L138 118H136L135 117ZM168 119V122L166 121V120ZM239 119V120H238ZM210 120V121H211ZM215 120H217L216 122H215ZM231 120V121H230ZM244 120H249L248 122H245ZM59 121V120H58ZM143 121V122H144ZM168 123V125H166L167 123ZM195 121V122H194ZM241 121V122H240ZM203 122H207L206 124L205 123H203ZM240 122V123H239ZM63 124V121L62 122H60V124ZM67 123V122H66ZM69 123V122H68ZM68 123L66 124V125H68ZM194 123H196V124H194ZM208 123H210V124H208ZM228 124V126L226 125V124ZM241 125H239V124ZM244 124V126H243V124ZM245 123H247L246 125H245ZM64 124H65V122H64ZM73 124L74 123H72V125L70 124V125H68L67 127H69V128H71V126H73ZM144 124H145V126L147 125L148 127H150L149 125H148V123H146V122H144ZM161 124V123H160ZM202 124V125H201ZM203 124H205L204 126H203ZM213 124V125H212ZM217 124H218V127H219V129L216 127L217 126ZM222 126H221V125ZM233 124V125H232ZM237 124H238V127H237ZM65 125V126H66ZM75 125H76V123H75ZM78 125V124H77ZM207 125V126H206ZM224 125H226L225 127L227 128V129H225V127H224ZM231 125V126H230ZM64 126V125H63ZM144 126V125H143ZM207 128H206V127ZM230 126V127H229ZM233 126V127H232ZM75 127V126H74ZM77 127V126H76ZM79 127V126H78ZM77 127V128H78ZM152 127H150V128H152ZM162 127H165V129L164 128H162ZM203 127H205V128H203ZM209 127V128H208ZM212 129H211V128ZM233 129H232V128ZM51 128V127H50ZM49 128V129H50ZM200 128V129H199ZM203 128V129H202ZM238 128H240V130L238 129ZM99 129V128H98ZM163 129V130H162ZM206 130V132H207V134H205L206 132H205V130ZM213 129H214V131H213ZM215 129H216V131H217V133H215L214 134V132H215ZM52 130V129H51ZM72 130L74 131L75 129L74 128H72ZM78 130H79V128H78ZM77 130V132H80V131H78ZM100 130V129H99ZM98 130V131H99ZM219 130V131H218ZM221 130H222V132H221ZM238 130V131H237ZM242 130V131H241ZM243 130H245V131H243ZM89 131V130H88ZM91 132L89 133L90 135L92 134V136H90V138H91V140H92V145L90 146V149H91V152H92V155H96L95 156V158L97 157V155L98 154H95L97 151H99L100 149L97 147V149H96V147L95 146H99V144H96V140H95V138H96V136H97V134H98V131L96 130V128H93V130L91 129L90 130ZM101 131V130H100ZM212 133H211V132ZM226 131V132H225ZM96 132H97V134H96ZM164 132V133H163ZM236 132V133H235ZM197 133V134H196ZM209 133V134H208ZM243 133H247L246 135L244 134L243 135ZM77 134V133H76ZM103 134V135H102ZM216 134H217V136H216ZM236 134V135H235ZM78 135V134H77ZM96 135V136H95ZM158 135V136H157ZM205 135H206V137H205ZM222 135V136H221ZM242 135H243V137H242ZM79 136V135H78ZM77 136V137H78ZM186 136V137H185ZM207 136H209L208 138L210 139H208L207 138ZM212 136V137H211ZM214 136H216L217 137V139H216V137H214ZM244 136H246V137H248V139L247 138H244ZM250 136H251V141L249 140V138H250ZM77 137H76V139H77ZM158 137V138H157ZM166 137V138H165ZM171 137V138H170ZM221 137H223V138H221ZM238 138V140L240 141V142H238L237 141V138ZM78 138H80V137H78ZM98 138V139H99ZM160 138V139H159ZM187 138V139H186ZM196 138H198V139H196ZM228 138V139H227ZM236 138V139H235ZM97 139V138H96ZM97 139V140H98ZM102 139H100V140H102ZM168 139H170V140H168ZM177 139H179V141L177 140ZM184 141H183V140ZM189 139V140H188ZM208 139V140H207ZM213 139V140H212ZM218 139H219V141L220 142H218ZM230 139V140H229ZM63 140V139H62ZM66 140V139H65ZM81 140V139H80ZM95 140V141H94ZM99 140V141H100ZM165 140V141H164ZM171 140L173 141V143L171 142ZM193 140V141H194ZM197 140H199L198 142H199V144H198V142H197ZM216 141V143H215V141ZM226 140V142H224ZM242 140H243V142H242ZM67 141V140H66ZM66 141H65V143H66ZM75 141V140H74ZM79 141V140H78ZM77 140H76V142H78ZM82 141V140H81ZM105 141H107L106 143H104ZM202 141V142H201ZM244 141H246V143H244ZM250 141V142H249ZM98 142V141H97ZM157 142V143H156ZM158 142H160V143H158ZM166 144H165V143ZM180 142H182L181 144H180ZM188 142V143H187ZM201 142V143H200ZM205 142V143H204ZM228 142H231V143H228ZM248 142V143H247ZM69 143V142H68ZM74 143V142H73ZM82 142H79V144H81ZM168 143V144H167ZM175 143V144H174ZM177 143V144H176ZM186 143V144H185ZM193 143V144H192ZM206 143H208L209 145H207ZM214 143V144H213ZM219 143V144H218ZM222 143V144H221ZM225 143V144H224ZM250 143V144H249ZM252 143V144H251ZM58 145L60 144L61 146L62 145H65L64 144V142H61L60 140H59V143H57ZM77 145H78V143H76ZM101 144V143H100ZM159 144V145H158ZM188 144V145H187ZM196 144V145H195ZM206 145V149L208 148V149H210V151H215V152H212L211 153V156H212V158H214V155H215V157H217V160H213V159H210L211 157H209L210 155H207V152L209 151H207V150H204L205 148V146H203V145ZM211 144V145H210ZM213 144V145H212ZM230 144V145H229ZM242 144V145H241ZM248 144H249V146H248ZM72 144H68V146L70 147H68V146H66L67 148H65V146H62V147H64L66 150L68 149V151H67V153L69 154V153H72V156H71V154H69L70 155V157H74V156H76V160H77V158L79 157L80 158V160H79V162L80 163H82V162H85V160H84V158H87V156L86 155H84V156H86V157H84L83 156V158H82V156L80 157L78 154H76V155H74L73 156V152H70V151H72L71 149H76L75 147H76V145H75V143L73 144V145H75L74 147L73 146H71ZM82 145V144H81ZM81 145H78V147H81ZM151 147H150V146ZM154 145V146H155ZM166 145V146H165ZM169 145V146H168ZM174 145V146H173ZM176 145V146H175ZM180 145V146H179ZM184 145V146H183ZM192 145V146H191ZM202 145V146H201ZM244 145V146H243ZM251 145V146H250ZM146 146V147H145ZM173 146V147H172ZM193 146H195V147H193ZM209 146H210V148H209ZM235 146H237L235 149H237V151H238V149H240V148H246L245 146H247L248 147V150H250L251 152H252V155H253V153L255 152V151H257L256 152V154H255V156L253 155L252 156V158H250L251 157V155L249 156L248 155V153L249 154H251L250 152H248L247 150V152H243L242 150V152L244 153V154H246V156H247V160H244V158H242V162H241V160H240V162H239V160L238 159H236V161H234L233 162V164H235V165H233V167L234 166H236V164H238V166H240V165H242L243 166V168H242V166L241 167H239V171H238V173L240 174V176L238 177L237 175H239V174H234V173H236L237 171L235 170V167L234 168H232V165H231V170L233 171V170H235L234 171V173H232V174H230L229 172H231V171H226L224 174L227 176H225L224 174H223V172H222V169H224V167H226L227 165L229 166L230 164H232V163H229V161L230 160H232L233 158H237L238 156H240V155H238V153L239 152H237V154H236V150L234 151V147ZM262 146V147H261ZM77 147V148H78ZM148 147H150V149L148 148ZM198 147H200V151H198L199 150V148ZM216 147V149H219V151L218 150H214V148ZM218 147V148H217ZM250 147V148H249ZM252 147V148H251ZM258 147V148H257ZM259 147H261V149L259 148ZM7 148V147H6ZM9 148V147H8ZM64 148H62L63 150H64ZM112 148V147H111ZM114 148H115V146H114ZM118 148V149H117ZM146 148V149H145ZM170 148V149H169ZM175 148V149H174ZM178 150H177V149ZM202 148H204V149H202ZM213 148V149H212ZM227 148H228V152H227ZM254 148V149H253ZM257 148V149H256ZM52 149V148H51ZM57 149V151H58V153H60L59 155V160L62 158V154H61V152H59L60 150H58V148H56ZM60 149V148H59ZM80 149V148H79ZM137 149V148H136ZM135 149V150H136ZM141 149V148H140ZM161 149H163V150H161ZM164 149H165V151H164ZM167 149V150H166ZM189 149V150H188ZM192 149V150H191ZM195 149V150H194ZM197 149V150H196ZM201 149L202 150H204V151H206L205 153H206V155H207V157L204 155L205 153L203 152V151H201ZM212 149V150H211ZM247 149V148H246ZM256 149V150H255ZM262 151H260V150ZM97 150V151H96ZM100 150V151H101ZM110 150V149H109ZM111 150H113V149H111ZM150 150V151H149ZM177 150V151H176ZM181 151V153H180V151ZM192 151V153H190L191 151ZM225 151V152H223V151ZM244 150V149H243ZM253 150H255L254 152H253ZM259 150V151H258ZM65 151V150H64ZM63 151V152H64ZM96 151V152H95ZM105 151H106V153H105ZM173 151V152H172ZM196 151V152H195ZM209 151V152H210ZM216 151H217V153H216ZM220 151H222V152H220ZM240 151V150H239ZM241 151H240V153L239 154H241ZM62 152V153H63ZM66 152V151H65ZM95 152V153H94ZM110 152V151H109ZM160 152V153H159ZM193 152H195V153H193ZM201 152H203L202 154H200ZM259 152V153H258ZM261 152V153H260ZM98 153V152H97ZM162 153H164V155L162 154ZM167 153V154H166ZM169 153V154H168ZM172 153H174V155L172 154ZM185 154V156H184V154ZM186 153L187 154H189L190 153V155H188V156H186ZM196 153L198 154V155H196ZM215 153V154H214ZM218 153H220L219 155H216V154H218ZM224 155V157H223V155ZM231 153V154H230ZM233 153H235L234 155H233ZM64 155H65V153H63ZM67 154V155H68ZM105 154H107V155H105ZM159 154H161V156L159 155ZM171 154V155H170ZM178 154V155H177ZM181 154V155H180ZM208 154H210V153H208ZM212 154H214V155H212ZM259 154H263L262 156L261 155H259ZM64 155H63V157H64ZM177 155V158L175 157ZM192 155V156H191ZM201 155H203L202 157L204 158V156H205V158H207V159H209L208 161L207 160H205V158L203 159L202 157H201ZM220 155H222V161H220L221 160V156ZM227 155H229V161L227 160L228 158V156ZM238 155V156H237ZM243 155V154H242ZM109 156V157H108ZM114 156V157H113ZM122 156V155H121ZM120 156V157H121ZM167 156H168V158H167ZM202 158H200V157ZM219 156H220V159H218L219 158ZM231 156V157H230ZM237 156V157H236ZM243 156H245V155H243ZM256 156H259V157H256ZM37 157V156H36ZM66 157V156H65ZM69 157V158H70ZM115 157L116 158H118L116 161H115V164L114 163H112L113 161H109L108 163H107V160L106 159H115ZM178 157H180L179 159H178ZM249 157V158H248ZM69 158H67V159H65V160H67L68 161V163H67V161L65 162V163H63L64 162V158H63V160H60V161H58V167L57 168H60L63 164H65V165H67L68 164V166H70L69 165V163L70 164H73L72 166H70V167H74V162L76 161L74 158H71V160L69 159ZM78 158V159H79ZM82 158V159H81ZM163 160H162V159ZM172 158H174V159H172ZM188 158V159H187ZM239 158H241V157H239ZM257 158V159H256ZM263 158V159H262ZM33 159H34V157H33ZM37 159H39V158H37ZM37 159H35V160H37ZM41 159V158H40ZM73 159V160H72ZM98 159L96 160V161H98ZM181 159H182V161H181ZM189 159H190V162H189ZM200 159V160H199ZM214 159H216V158H214ZM225 161H224V160ZM248 159H249V161H251L250 162V164H249V161H248ZM252 159H253V161H254V165H256V166H258L257 164H262L261 166L259 165L258 167H257V169H256V166H254L253 167V163H252ZM259 159V160H258ZM75 160V161H74ZM119 160H121V159H119ZM118 160V161H119ZM166 162H165V161ZM167 160L169 161V162H167ZM176 160V161H175ZM204 160V161H203ZM212 160V161H211ZM238 160V161H237ZM263 160V161H262ZM72 163H71V162ZM78 161V160H77ZM76 161V162H77ZM87 161V160H86ZM102 161V162H101ZM136 161H138V162H136ZM140 161V162H139ZM162 161H164V162H162ZM178 161V162H177ZM183 161H185V162H183ZM206 161V162H205ZM214 161H216L215 163H214ZM220 161V162H219ZM223 161L225 162V163H223ZM246 161L248 162V164H249V168H246L247 167V163H246ZM258 161V163L257 164H255L256 162ZM262 161V162H261ZM61 162L63 163L62 165H61ZM75 162V165L77 164H79V163H76ZM104 162V163H103ZM148 162V163H147ZM161 162H162V164H161ZM188 162V163H187ZM200 162V163H199ZM225 164L224 165V167L222 168V166H223V164ZM245 162V163H244ZM260 162V163H259ZM0 163H3V161L2 160H0ZM67 163V164H66ZM100 163V164H99ZM111 163L113 164V165H117V167L115 166H113L115 169H113L112 168V166H111ZM138 163V164H137ZM144 165H143V164ZM150 163V164H149ZM166 163H167V166H166ZM175 163H177L176 165H175ZM213 163V164H212ZM60 164V165H59ZM83 164V163H82ZM104 164V165H103ZM110 164V166H111V168L112 169H110V167L108 168L106 165H109ZM140 164V165H139ZM149 164V165H148ZM154 164V165H153ZM159 164V165H158ZM186 167H184L183 165ZM187 164H188V167H187ZM195 164H197V165H195ZM206 164H208L207 165V167H205L206 166ZM218 164V165H217ZM0 165H2V164H0ZM79 165H81V164H79ZM96 165H101L100 166V168H99V166H96ZM129 165V166H128ZM137 165V166H136ZM195 165V166H194ZM204 165V166H203ZM220 165V166H219ZM245 165H246V167H245ZM2 166H4V164L2 165ZM1 166V167H2ZM60 166V167H59ZM105 166V167H104ZM139 166V167H138ZM146 166V167H145ZM149 166V167H148ZM150 166H152V167H150ZM158 166V167H157ZM173 165H171V167H172ZM191 166V167H190ZM213 166H214V169H212L213 168ZM227 166V167H228ZM0 167V168H1ZM6 167V166H5ZM65 166L63 165V168H64ZM67 167V166H66ZM70 167H68V170H67V172H69V170H70V174H72L73 172H71V169H70ZM92 167V168H91ZM103 167V168H102ZM127 167V168H126ZM186 169H184V168ZM199 167V169H197ZM217 167V168H216ZM227 167L224 169V171L227 169ZM230 167V166H229ZM228 167V170H230V168ZM254 168V170H253V168ZM3 168V167H2ZM1 168V169H2ZM75 168V167H74ZM74 168H73V170H74ZM117 168V169H116ZM129 168V169H128ZM133 168V169H132ZM139 168V169H138ZM141 168V169H140ZM177 168V169H178ZM183 168V169H182ZM194 168V169H193ZM196 168V169H195ZM204 168H206V171H205V169ZM220 168H221V172H220ZM237 168V167H236ZM251 168H252V170H251ZM66 168H64V170H65ZM105 169H107L106 170V172L104 171ZM110 169V170H109ZM127 169V170H126ZM136 169H137V171H136ZM145 169V170H144ZM150 169H152L151 170V172H150ZM238 169V168H237ZM249 169L251 170V171H249ZM262 169V170H261ZM57 170H59V169H57ZM56 169H55V173H56V171H57ZM61 170L63 171V169H62V167H61ZM61 170H59L58 171V175L57 174H55V175H51V176H49V177H47L48 179H46V181L48 180L49 182H55V184H57V185H55V184H53L52 182L51 183H49V184H52V185H54V186H56L55 188V191H53L54 190V188L52 189V191L51 192H54L52 195H50V196H45L44 198H43V196L41 197V199H44V201L42 200H40L39 199V197H36V194L34 195V197L33 196H28V201L26 200V199H24V200H22V201H20V202H17L16 203V205L17 204H20V205H17V207L16 206H14L13 205V207L15 208H17V211H15L16 209H14V208H12V206L10 207V208H12L11 209V212H9L8 210H7V212H6V214L5 215H11V216H13V212H12V210L14 211V212H16V213H14V216L15 217H17L16 219H14L15 220V222H17L16 223V225L19 223L18 221H20L21 220V223H19L18 224V226H20L21 224H24V223H22V219L24 218H32L31 216H34V218L36 217V216H39L40 214H44V213H40L39 214V212H45L46 211V215L47 216H49V215H51L52 217L50 218V216L48 217V219H50V221L51 222H49V220H47V216H46V220L44 219L45 218V216L43 215V217L44 218H42V215L40 216L42 219L41 220H44L43 222L44 223H46V224H43V222H41L42 224H41V230L43 229L44 231H42V232H45L46 231V233L48 232V234H46L47 236H48V238H50V241L48 242V243H50L49 245L52 247V244H53V240H54V238H52V237H50V236H53V237H56L57 235H50V233H52V231H53V233H55L54 231V229H56L55 227H57V229H58V227L60 228V229H58V230H62L63 228V233L65 232L64 230L66 229V226L67 227H69V226H71V225H69V224H71L70 223V219L71 218H73V217H70V215H68L65 211H67L68 213L70 212V211H73L74 212V214L76 213L75 211H78L79 213H80V211L79 210H81L83 213L82 214H87L88 216H89V212L90 213H92L93 211V209H91V211L90 210H88V212H87V209H86V207H85V209H86V211H85V209H84V204H83V202H80V200H76V199H82L81 198V196H80V190H81V192L83 191L84 192V188L82 187V189H78L77 188V186L76 185H73V187H72V185L69 183L71 180H73L74 179V177H72L70 174H62L60 171ZM88 170H90V171H88ZM111 170H113V171H111ZM135 170V171H134ZM155 170V172H153ZM182 170H184L185 172H181ZM188 170H189V172H188ZM191 170V171H190ZM195 170V171H194ZM217 170V171H216ZM219 170V171H218ZM241 170L243 171H245V170H248L249 172L248 173H246L247 171H245V173L243 172V182H239V180L240 179H238V181H236V183L237 182H239L238 183V185H235L236 187H237V190H235L236 188H235V186H234V184H233V186L232 185H227V182L228 183H230V184H232V182H230V179H232V177H233V180L232 181H234V180H237V178L236 177H238V178H240L241 177ZM4 171H6V169L4 168ZM94 171V172H93ZM101 171V172H100ZM109 171V172H108ZM127 171V172H126ZM146 173H145V172ZM164 171V170H163ZM165 171H168V169L166 170L165 169ZM187 171V172H186ZM2 172H3V169H2ZM1 172V170H0V174L2 173ZM63 172H65V171H63ZM92 172V173H91ZM117 172V173H116ZM121 172H122V174H121ZM136 173V175L138 176V174L140 175L139 177H141V174H143L144 175V173H145V175L144 176H146V179H144L145 181L144 182H146L148 185H147V188H146V190H144L145 188H143L144 186H146V185H144L145 183L143 182V180L141 181V180H138V183L137 184H139V183H141L142 182V184L143 185H137L136 186V182H137V180H134L135 178L136 179H138L139 177H137L134 173ZM140 172H141V174H140ZM192 172H194V173H192ZM219 172V173H218ZM229 173V175L231 176V178H230V176L229 175H227L228 173ZM258 172V173H257ZM19 173V172H18ZM60 173V174H59ZM93 173H95V174H93ZM98 173V174H97ZM102 173L104 174V175H102ZM110 173V174H109ZM114 173V174H113ZM130 174V178H128L129 180H127V176H124V175H127V174ZM150 173H151V176L153 177V178H151V176H150ZM182 173V174H181ZM190 173V174H189ZM215 173V174H214ZM216 173H217V175H216ZM7 174V173H6ZM85 174V175H84ZM89 174V175H88ZM109 174V175H108ZM118 176H117V175ZM148 175V177H150V178H148L147 177V175ZM222 174V176L225 178H223L222 179V176H221V180H220V178L218 177V175H221ZM245 174V175H244ZM2 176L3 175H5V173L4 174H1ZM19 175H20V173H19ZM71 176V177H69V176ZM95 175V178L93 177V176ZM97 175H99L98 177H100V180H99V178L98 177H96ZM114 175V176H113ZM122 175V176H121ZM142 175V176H143ZM209 175V176H208ZM214 175V176H213ZM233 175V176H232ZM234 175H235V178H234ZM10 176V175H9ZM15 176V175H14ZM13 176V177H14ZM18 176V174L16 175V178H17V180L19 181V179L21 178V177H17ZM53 176H54V178H53ZM63 176V177H62ZM90 176V177H89ZM103 176H105V177H103ZM108 176H109V178H108ZM120 176V177H119ZM135 176V177H134ZM143 176V178H145ZM211 176V177H210ZM215 176H216V178L219 180V181H216L217 179L215 178ZM7 177V176H6ZM65 177V178H64ZM68 177V178H67ZM82 177V178H81ZM88 177V178H87ZM107 177V178H106ZM110 177H112L111 179H110ZM114 177V178H113ZM125 177V178H124ZM162 177V176H161ZM160 177V178H161ZM166 177V176H165ZM213 177V178H212ZM244 177H245V179H244ZM5 178V177H4ZM4 178L3 179H1V181L3 182V180H4ZM10 178H12L11 176H10ZM9 177H7L6 179H10ZM15 178V177H14ZM15 178V179H16ZM52 178V179H51ZM67 178V179H66ZM71 178V179H70ZM80 180H79V179ZM115 178H118L119 180H120V182L117 180V179H115ZM142 178V177H141ZM141 178H139V179H141ZM157 178H158V176H157ZM230 178V179H229ZM252 178V179H251ZM13 179V178H12ZM15 179H14V181H15ZM50 179V180H49ZM94 179H96V181H94L93 183H91L92 182V180H94ZM101 179H103V180H101ZM106 179V180H105ZM110 179V180H109ZM113 179H115V182H114V180ZM121 179H123V180H125V181H123V180H121ZM130 179L132 180V182H133V184L131 183V181H130ZM155 179V180H154ZM162 179V178H161ZM214 179V180H213ZM242 179V178H241ZM247 179H249V180H251V182H249L248 183V181L249 180H247ZM16 180V181H17ZM22 180V179H21ZM81 180H83L82 182H80ZM91 180V181H90ZM113 180V181H112ZM117 180V181H116ZM166 180H167V177H166ZM204 180V181H203ZM212 180V181H211ZM253 180V181H252ZM0 181V182H1ZM7 181V180H6ZM15 181V183L16 184H13L14 186L15 185H17V183L18 182H16ZM47 181V182H48ZM90 181V182H89ZM102 181V182H101ZM106 182V184L107 185H105V182ZM122 181V182H121ZM139 181H141V182H139ZM194 181V182H193ZM196 181V182H195ZM209 181V182H208ZM241 181V180H240ZM255 181V182H254ZM1 182V183H2ZM4 182H5V180H4ZM4 182L0 185V187L2 188L4 185H8V183L10 182L11 183V181L9 180V181H7V183H5L4 184ZM20 182V181H19ZM110 182V183H109ZM112 182L114 183V185H112ZM119 182V183H118ZM135 182V183H134ZM161 183L160 185H159V183ZM168 182V181H167ZM218 182H219V184H218ZM220 182H221V185H220ZM235 182V181H234ZM233 182V183H234ZM12 183H14V182H12ZM66 183V184H65ZM69 183V184H68ZM89 183H91L90 185H89ZM120 183H122V186H120V188H119V186L118 185H121ZM126 183V184H125ZM131 183V184H130ZM193 183V184H192ZM65 184V185H64ZM93 184V185H92ZM109 184V185H108ZM117 184V185H116ZM130 184V185H129ZM158 184V185H157ZM170 184V182H168V185ZM246 184V185H245ZM13 185H11V186H13ZM67 185V186H66ZM68 185L70 186V187H68ZM112 185V186H111ZM125 185L126 186H129V187H127V189H129V188H131L132 190H125ZM131 185L133 186V187H131ZM162 185V186H161ZM206 185V186H205ZM208 185V186H207ZM242 185H243V187H242ZM9 186H10V184H9ZM8 186V189H10V187ZM74 186H76V188L74 189ZM93 186V187H94ZM105 186V187H104ZM109 186H111V187H109ZM116 186H118V188H119V190L117 189V187ZM164 186V187H163ZM220 186V187H219ZM222 186H224V187H222ZM226 186L228 187V188H226ZM233 187L232 189H233V191H232V189H231V187ZM240 186L242 187V188H240ZM5 187H7V186H5ZM16 187V186H15ZM15 187L13 188L12 187V189H11V191H13V189H15ZM37 187V186H36ZM60 187V188H59ZM64 187H65V189H64ZM68 188V190H67V188ZM73 189H72V188ZM88 187V188H87ZM100 187H101V189H100ZM123 187V188H122ZM203 187V188H202ZM207 187H208V189H207ZM4 188V187H3ZM38 189H39V187H37ZM36 188V189H37ZM72 189V191L74 192H70L69 190H71ZM87 188V189H86ZM116 188V189H115ZM189 188V189H190ZM216 188V189H215ZM219 188V189H218ZM221 188V189H220ZM235 188V189H234ZM57 189H58V192H57ZM78 189V190H77ZM100 189V192L98 191L97 192V190H99ZM111 189H113V190H111ZM115 189V190H114ZM121 189V190H120ZM197 189H198V192H197ZM205 191H204V190ZM206 189H207V192H206ZM228 191H227V190ZM244 189V190H243ZM246 189V190H245ZM248 189V190H247ZM5 190V189H4ZM111 190V191H110ZM137 190V192L139 191V189H136ZM171 190H170V192H171ZM219 190V191H218ZM241 190V191H240ZM1 191V190H0ZM3 191V190H2ZM0 192V193H3V192ZM6 191V190H5ZM4 191V193H7L8 191H10V190H8L7 192H5ZM59 191H60V193H59ZM67 191V192H66ZM107 191V192H106ZM201 191V192H200ZM228 193H227V192ZM237 191V192H236ZM246 191H247V193H246ZM38 192V191H37ZM45 193H47V191H44ZM51 192H49L50 194H51ZM63 192H65V193H63ZM93 192V191H92ZM104 192V191H103ZM111 192V193H110ZM116 192V193H115ZM118 192H120V195H118ZM136 192V191H135ZM157 192H159V193H157ZM170 193L169 191H165L164 193ZM177 192V193H178ZM182 192V191H181ZM199 192H200V194H199ZM218 192V193H217ZM222 192V193H221ZM225 192V193H224ZM231 192H233V194H231ZM235 192V193H234ZM245 192V193H244ZM3 193V194H4ZM39 193H40V191H39ZM44 193V194H45ZM71 193V194H70ZM72 193H73V195H72ZM75 193H78V194H75ZM95 192H93L92 194H94ZM95 193V194H96ZM113 193V194H112ZM132 193V192H131ZM221 193V194H220ZM230 193V194H229ZM238 193H239V196H238ZM33 194V193H32ZM55 194H56V196H55ZM60 194V195H59ZM63 194H64V196H63ZM67 194V195H66ZM103 194V193H102ZM202 194V195H201ZM212 194V195H211ZM214 194H219V197L217 196V195H214ZM237 194V195H236ZM242 194V195H241ZM247 194V195H246ZM42 195V194H41ZM66 195V196H65ZM71 195V196H70ZM79 197H78V196ZM110 195V196H109ZM115 195H116V198H115ZM117 195H118V197H117ZM122 195V196H121ZM195 195V196H194ZM198 195V196H197ZM200 195V196H199ZM213 195H214V197H213ZM241 195V196H240ZM246 195V196H245ZM37 196H38V194H37ZM39 196H40V194H39ZM55 198H53V197ZM58 196V197H57ZM217 196V197H216ZM234 196V198H232ZM244 196V197H243ZM62 197V198H61ZM67 197V198H66ZM69 197H70V199H69ZM76 197V198H75ZM109 197H111V199L109 198ZM125 197V196H124ZM150 197V198H149ZM178 197V196H177ZM180 197V196H179ZM186 195H183V198L185 199V200H187L188 201V199H186ZM190 197V196H189ZM192 197H190V199H189V201L188 202H190V200L192 199ZM213 197V198H212ZM228 197V198H227ZM230 197V198H229ZM236 197H237V199H236ZM240 197V199H238ZM242 197V198H241ZM33 198V199H32ZM38 198V200H36ZM74 198V199H73ZM119 200H118V199ZM195 198H196V200H195ZM204 198V199H203ZM217 200H216V199ZM219 198V199H218ZM51 199H53V200H51ZM135 199H137V198H135ZM149 199H151V201L149 200ZM155 199H157V198H155ZM232 199V200H231ZM36 200V201H35ZM46 200H47V203H46ZM66 202H65V201ZM76 200V201H75ZM129 200V201H130ZM205 200V201H206ZM239 200L240 201V203H241V205H240V203H239V201L237 202V201ZM246 202H245V201ZM51 201H52V203H51ZM57 201V202H56ZM72 201V202H71ZM79 201V202H78ZM83 201V200H82ZM110 203H109V202ZM113 201V202H112ZM117 201V202H116ZM118 201L119 202H121V203H118ZM138 201V200H137ZM187 201H186V204H187ZM201 201V200H200ZM201 201V202H202ZM226 201H228V203L226 202ZM234 201V202H233ZM28 202V203H27ZM49 202V203H48ZM62 202V206L60 205V203ZM64 202V203H63ZM85 202V201H84ZM178 202H180V200L179 201H177V203ZM191 202H192V200H191ZM190 202V203H191ZM223 202V203H224ZM237 204H239V205H235L236 203ZM25 203H26V205H25ZM43 203L45 204V205H43ZM68 203V204H67ZM23 204H24V208H21L22 206H23ZM56 204V206H54ZM58 204H59V206H58ZM66 204V205H65ZM76 204H77V206H76ZM80 204L81 205H83L82 206V208L84 209V210H82V209H80L81 207H80ZM115 204V205H114ZM145 204V206L147 205L146 203H143V205ZM232 204V205H231ZM245 204V205H244ZM32 205V206H31ZM33 205H34V207H33ZM43 205V206H42ZM50 207H48V206ZM51 205H52V208H51ZM75 205V206H74ZM102 205V206H103ZM120 205H123V206H120ZM235 205V206H234ZM244 205V206H243ZM6 206V205H5ZM4 206V207H5ZM39 207L38 209H37V207ZM47 206V207H46ZM58 206V207H57ZM67 206H68V208H67ZM74 206V207H73ZM80 208H79V207ZM85 206H86V204H85ZM113 206H114V208H113ZM117 206V207H116ZM145 206H142V207H145ZM227 206V207H226ZM236 208L235 210H233L234 208ZM238 206H239V208H238ZM26 207V208H25ZM36 207V208H35ZM55 207V208H54ZM231 209H230V208ZM242 207V208H241ZM32 208V209H31ZM35 208V209H34ZM42 209V211H41V209ZM44 208H45V210H44ZM46 208H47V210H46ZM61 208H62V210H61ZM63 208H65V209H67V210H65V209H63ZM71 208H73V209H71ZM77 210H76V209ZM113 208V209H112ZM166 208H168V207H166ZM20 209H23V210H20ZM75 209V210H74ZM123 209V208H122ZM157 209V208H156ZM158 209H161V208H158ZM242 210V213H241V210ZM19 210V211H18ZM27 210H31L29 213H27ZM39 211V212H35V211ZM70 210V211H69ZM114 210V212H116ZM148 212L146 213V215L148 214V216L147 217H150V220H154V217H152V214H151V210H149V207H147V209H146ZM163 210V208L161 209V211ZM166 210V209H165ZM221 210V209H220ZM232 210V211H231ZM246 210V211H245ZM4 210H0V215L2 214V213H5V212H3ZM24 211H26V212H24ZM160 211V210H159ZM239 211V212H238ZM260 211H261V213H260ZM23 212V213H22ZM33 212H35V213H38L37 215H35V213H33ZM51 212V213H50ZM55 212V213H54ZM65 212V213H64ZM84 212H87V213H84ZM234 212H238V214L239 215H237V213H236V215L234 214ZM12 213V214H11ZM26 213H27V215H26ZM33 213V214H32ZM49 213V214H48ZM58 213V214H57ZM71 213V212H70ZM118 213H116V214H118ZM177 213H179V211H177ZM21 214V215H20ZM28 214H30V216H28ZM32 214V215H31ZM53 214H54V216H53ZM61 214H63V215H61ZM65 214V215H64ZM70 217V219L68 220H64V219H66V216L67 215ZM71 214H73V213H71ZM76 214H78V213H76ZM115 213H113V215H116ZM251 214V215H250ZM3 215V214H2ZM20 215V216H22L23 218H21V219H19L18 221H17V219H18V216ZM24 215V216H23ZM56 215H57V217H56ZM61 215V216H60ZM107 215V214H106ZM146 215H144L145 216V218H146ZM243 215V216H242ZM13 216V217H14ZM72 216V215H71ZM77 215H75V217H76ZM101 216V215H100ZM173 216V217H172ZM174 216L176 217V218H178V219H176V222H175V219L173 220L172 218H174ZM39 217V218H40ZM60 217V218H59ZM167 217H168V214H167ZM2 218V217H1ZM39 218H35V219H39ZM62 218V219H61ZM77 218V217H76ZM57 219V221H55V220ZM74 220H76L75 218H73ZM72 219V220H73ZM82 220H85V218H84V215L82 216V218H81ZM115 219V218H114ZM113 219V220H114ZM149 219V218H148ZM61 220H64V222L63 221H61ZM116 220H118V218L116 219ZM115 220V221H116ZM147 220V218L145 219V221ZM149 220V221H150ZM171 220H173V221H171ZM231 220V221H230ZM234 222H236L237 223V225H236V223H235V225H234V223H233V221ZM24 222H25V220H23ZM48 223H47V222ZM54 223H53V222ZM69 221V222H68ZM172 223H171V222ZM217 221H216V223H217ZM226 221H227V224H226ZM231 222V225H230V222ZM58 222V223H57ZM62 222V223H61ZM66 222V223H65ZM81 222H84V221H81ZM184 222V221H183ZM27 223V222H26ZM25 223V224H26ZM50 223V224H49ZM137 223V222H136ZM136 223H135V225H134V228H135V226L136 227H139V229L140 230H142L143 229V227L142 226H140L141 224H142V221H141V224H140V221H139V224L137 223V225H136ZM174 223H175V227H174ZM28 224V223H27ZM52 224H53V226H52ZM65 224H66V226H65ZM68 224V225H67ZM181 224H183V223H181ZM214 224H215V222H214ZM229 224V225H228ZM29 225V227H27V229H28V231L29 230H35V229H37V228H39V227H37L38 226V223L37 224H33V226H31V227H33L32 229L30 228V225H32V224H28ZM43 225H44V227H43ZM45 225H46V227H45ZM51 225V226H50ZM56 225V226H55ZM58 225H60V226H58ZM63 225V226H62ZM75 225V224H74ZM77 225H79V226H81V224H76L74 227L76 228L77 227ZM83 225V224H82ZM112 225H114V224H111V226ZM120 224H118V226H119ZM180 226L179 228H178V226ZM215 225V226H216ZM228 226L227 228H226V226ZM233 225V226H232ZM78 226V227H79ZM61 227H62V229H61ZM172 227H174V228H172ZM230 227H232V229H230ZM1 228H3V227H0V231H1ZM48 228V229H47ZM51 228H52V230H51ZM70 228V229H69ZM69 228H67L69 231H66V233L68 232V234H70L71 233V231L73 230V229H75V228H72V227H69ZM118 228V227H117ZM120 228V227H119ZM162 228H163V225H162ZM219 228V229H220ZM66 229V230H67ZM135 229H137V228H135ZM151 229V228H150ZM187 229V227L185 228V230ZM235 229V230H234ZM38 230V229H37ZM41 230H40V228H39V233L37 234V235H39L40 233H42L41 232ZM47 230H49V231H47ZM57 230V231H58ZM152 230H154V229H152ZM181 230V229H180ZM231 230V231H230ZM234 230V231H233ZM26 229H25V233H27L28 232ZM136 231H138V232H135V230H134V232L135 233H133V234H136V235H138V233H139V230L137 229ZM234 232V234L233 233H231V235L233 236V238H231L230 239V232ZM58 232H60L61 233V231H58ZM70 232V233H69ZM150 232H152L151 234H149ZM161 232V233H160ZM192 232V233H191ZM203 232H204V230H203ZM18 233H20V231L18 232ZM163 233V234H162ZM207 233V232H206ZM42 234H43V236H42ZM42 234H40V236L41 237H44V233H42ZM56 234V233H55ZM72 234V233H71ZM188 234V235H187ZM216 234V236H219V235H217ZM227 234H229L228 236H227ZM37 235H35V238L36 237H40V236H37ZM136 235H135V237H136ZM140 235H142L141 233H140ZM144 235V234H143ZM189 235H192L191 237H188ZM195 235V236H196ZM208 235V234H207ZM19 237L20 236V234L19 235H15V237ZM139 236V235H138ZM169 236V235H168ZM177 236L175 237V238H177ZM261 236V237H260ZM143 237V236H142ZM184 237H186V238H184ZM219 238V239H215V238ZM228 237V238H227ZM263 237V238H262ZM47 238V240H49ZM51 238L53 239L52 241H51ZM137 239H135L136 240V243H137V241L139 240V238L138 237H136ZM141 238V237H140ZM175 238H173V239H175ZM202 238V237H201ZM200 238V239H201ZM38 239V238H37ZM37 239H35V242H37L38 240ZM172 239V238H171ZM195 239V241H193ZM234 239H235V241H234ZM150 240H147L146 241V239H144V241L145 242H148V241H150ZM178 240H179V238H178ZM178 240L176 239V240H172L174 243H172L169 247H167V248H170L172 245H175L176 243V241L178 242ZM206 240H205V243H206ZM255 240V241H254ZM41 241V240H40ZM144 241H143V238H142V240L140 241L139 240V242H143V243H140V244H145L144 243ZM182 241V240H181ZM259 241V242H258ZM138 242V243H139ZM160 242V243H159ZM191 242L194 244V242H195V244L194 245H196V246H199L197 249H195L196 248V246H194L193 244L192 245H190L191 244ZM211 242V243H210ZM239 242H241V243H239ZM245 242H247V244L248 245H246V243ZM249 242H254V244H253V252H252V248L250 247L251 245H252V243H249ZM256 242V243H255ZM41 243H42V241H41ZM47 243V244H48ZM150 242H149V244H151ZM156 243V244H155ZM234 243H236V247L238 248V247H240L241 246V249L240 248H238L239 249V251L237 250V248L235 247V246H233V245H235ZM181 244V243H180ZM189 244V245H188ZM199 244V245H198ZM204 244V243H203ZM214 244V243H213ZM240 244V245H239ZM257 244H258V246H257ZM261 244V245H260ZM40 245V244H39ZM169 245V244H168ZM168 245H166V246H168ZM254 245H256V247L254 248ZM262 246V247H260V246ZM44 246V248H45V244L43 245ZM151 246V245H150ZM147 247L146 249H148V250H152L153 249V247L151 246V247ZM161 246H160V249H159V247H158V249L159 250H161ZM165 246V247H166ZM181 246H182V244H181ZM205 245H203V247H204ZM211 246H213V248L210 247ZM218 246V247H217ZM242 246H245V249H248L249 251H250V253H248L249 251H247V250H245L244 249V247H242ZM46 247H47V245H46ZM164 246H163V248H162V250L165 248ZM173 247V246H172ZM206 247V246H205ZM247 247V248H246ZM259 247H260V249H259ZM223 250H222V249ZM227 248V249H226ZM233 248H236V249H233ZM249 248H251V249H249ZM263 248V249H262ZM46 250H48V249H51V248H45ZM44 249V250H45ZM259 249V250H258ZM43 250V251H44ZM46 250H45V252H46ZM154 251L156 250V249H153ZM152 250V251H153ZM165 250H167L166 248H165ZM190 250V251H189ZM218 250V251H217ZM228 250V251H227ZM234 250H237L236 251V253L235 252H233ZM242 250V251H241ZM48 251H50V250H48ZM47 251V252H48ZM157 251V253H158V250H156ZM223 251H224V253H223ZM245 251V252H244ZM247 251V252H246ZM159 252H161V251H159ZM200 252H198V253H200ZM218 252H221L220 254L218 253ZM228 252H230V253H228ZM238 252H239V254H241V253H243L244 255H242L241 254V256H243V258L240 256L239 257V254H238ZM84 252H82V256L81 255H79V257L81 256V259H83V261H84V259L88 256L87 255V253H86V255H85V258H83L84 256V254H83ZM209 253H210V256H208L209 255ZM223 253V255H221ZM228 253V254H227ZM248 253V254H247ZM253 253V254H252ZM111 254L113 255L114 253H112L111 252ZM110 253L108 254V256H107V258L108 257H110V255H111ZM154 254H156V252L154 253ZM206 256H205V255ZM226 254V255H225ZM236 254V255H235ZM75 255H77V254H75ZM151 255H153V253L151 254ZM178 254L175 252V256H177ZM214 255H215V257H214ZM220 255V256H219ZM249 255H250V257H249ZM253 255V256H252ZM205 256V257H204ZM208 256V257H207ZM211 256H213L214 258L213 259H211L212 257ZM234 256H235V258L237 257L238 259H240V260H237V259H235L234 258ZM247 256L249 257V258H247ZM78 257V255H77V258H79ZM89 257V256H88ZM191 257V258H192ZM218 259H217V258ZM219 257H220V259H219ZM222 257L224 258V260H222ZM226 257H228V259H226ZM231 257V258H230ZM244 257H245V259H244ZM188 258H189V256H188ZM191 258H189L188 259V261L191 259ZM195 258H196V260H195ZM205 258V259H204ZM206 258H208V260L206 259ZM102 259H104V261H105V259H106V257H104V258H102ZM109 260H110V258H108ZM108 259H107V261H108ZM199 259V260H198ZM200 259L202 260V261H200ZM86 260H87V258H86ZM192 260H190L189 262H191ZM217 260H221L220 262L218 261L217 262ZM227 260V262L225 263L224 261H226ZM260 260V261H259ZM258 261V262H257ZM261 261H263V262H261ZM215 262H213V264L215 263ZM113 263V262H112ZM117 263V262H116ZM183 263V262H182ZM181 263V264H182ZM205 262H203V263H201V264H204ZM36 264H40V263H36ZM197 264V263H196ZM206 264V263H205Z\"/></svg>","mask_w":264,"mask_h":264},{"label":"clouds","instance_id":"obj_3","mask_svg":"<svg viewBox=\"0 0 264 264\" xmlns=\"http://www.w3.org/2000/svg\"><path fill=\"white\" fill-rule=\"evenodd\" d=\"M153 0H0V53L58 64L82 59L122 38L136 8Z\"/></svg>","mask_w":264,"mask_h":264}]
</instances>
